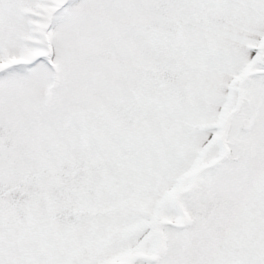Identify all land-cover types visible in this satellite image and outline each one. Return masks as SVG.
<instances>
[{"label": "snow or ice", "instance_id": "obj_1", "mask_svg": "<svg viewBox=\"0 0 264 264\" xmlns=\"http://www.w3.org/2000/svg\"><path fill=\"white\" fill-rule=\"evenodd\" d=\"M0 264H264V0H0Z\"/></svg>", "mask_w": 264, "mask_h": 264}]
</instances>
